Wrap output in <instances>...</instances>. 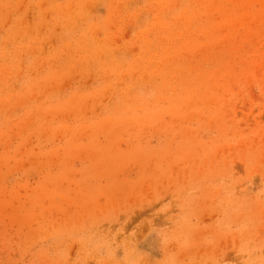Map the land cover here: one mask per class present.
<instances>
[{"label":"rangeland","instance_id":"1","mask_svg":"<svg viewBox=\"0 0 264 264\" xmlns=\"http://www.w3.org/2000/svg\"><path fill=\"white\" fill-rule=\"evenodd\" d=\"M0 264H264V0H0Z\"/></svg>","mask_w":264,"mask_h":264}]
</instances>
